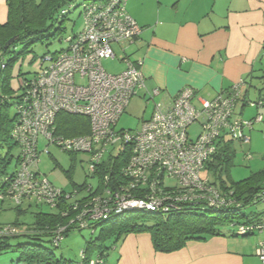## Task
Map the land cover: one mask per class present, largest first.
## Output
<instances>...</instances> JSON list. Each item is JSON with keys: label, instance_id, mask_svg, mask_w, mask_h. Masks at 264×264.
<instances>
[{"label": "built area", "instance_id": "1", "mask_svg": "<svg viewBox=\"0 0 264 264\" xmlns=\"http://www.w3.org/2000/svg\"><path fill=\"white\" fill-rule=\"evenodd\" d=\"M124 3L120 0H97L87 4L83 31L73 39L68 50L55 59H48L49 66L34 83L30 107L22 105L20 108V121L13 131L20 144L19 166L9 184L0 188L1 199H8L15 206L30 201L51 209L57 208L63 196L69 199V195L39 174L40 139L57 144L67 153L91 154V173L100 169L107 147L122 140V148L130 150L125 176L150 185L149 194L144 199L129 195L121 198L115 194L106 202L113 203L110 209L91 210L92 220L106 218L113 210L116 213L130 210L168 213L175 207L165 205L169 197L157 195L155 180L151 181L160 174L177 181L184 190L185 199H206L212 206H229L218 191L208 187L209 178L202 173L217 154L222 141L230 139L241 147L251 145L247 131L253 129L254 123L236 117L243 85L235 84L227 93L211 101L197 99L193 89L185 88L170 109L155 103L151 118L142 123L140 130L117 133V124L137 90L145 88L143 60L126 54L142 29L126 12L127 0ZM115 46L124 52L123 61L127 67L119 75L109 74L102 66L103 60L116 59ZM78 76L86 78L87 85L78 84ZM159 94V90H154L151 96ZM60 113L87 118L89 133L69 139L57 136L56 118ZM261 122L263 116L257 117L255 123ZM194 125L199 128L197 136L190 132ZM0 229V234L17 232L11 225ZM63 231L64 228L60 227V232ZM61 240L57 239L55 243ZM257 253L264 263V243Z\"/></svg>", "mask_w": 264, "mask_h": 264}, {"label": "trees", "instance_id": "2", "mask_svg": "<svg viewBox=\"0 0 264 264\" xmlns=\"http://www.w3.org/2000/svg\"><path fill=\"white\" fill-rule=\"evenodd\" d=\"M73 1L42 0L37 3L36 0H6L8 17L6 22L0 23V188L9 184L10 180L15 177L19 166L20 144L17 138H14L13 131L20 121L21 106L30 107L29 102L33 94L34 83L38 81L42 71L49 66L48 59H55L60 53L68 50L73 39L83 30L67 40L66 50L45 55L41 61L40 70L30 79L22 80L18 95L10 85L11 69L20 57L29 52L32 46L39 42L43 43L50 37L55 38L63 31L62 27L56 29L55 32L53 29L56 23L62 25L66 20L70 14L66 7H71ZM93 1L97 0H85L83 17L87 4ZM120 2L124 3L125 0H120ZM125 10L127 12L126 7ZM12 38L16 40L6 47ZM261 79L264 80V75ZM246 96L242 95L240 101L258 110L264 109L262 94L257 100L248 102ZM12 110H15V114ZM259 116L263 114L258 112L253 119L247 120L254 123L250 132L258 124L255 120ZM236 117L243 119L241 115H236ZM259 124L263 125L262 132L264 133V116L263 122ZM89 130V120L83 116L66 113L57 115L55 127L57 136L66 139L75 138L87 135ZM234 146L233 140L222 141L217 154L206 167V171L219 176L218 182L208 180V187L218 191L219 196L229 202V206H212L206 199H185L184 190L177 181L165 174H160L151 181L155 180L154 191L157 195L162 198L169 197L167 202H164L165 205L172 204L175 207L168 213L161 210L157 212L130 210L116 213L113 210L106 218L98 221L92 220L93 211L91 210L99 208L98 211H103L107 207L110 209L113 203L106 202H109L115 194L121 198L129 195L143 199L146 198V194H149L150 185L140 184L125 176L124 168L129 161L130 150L127 147L122 148L121 145L118 154L110 153L100 165V169L93 173L90 172L91 178L98 179L96 187L83 184L76 185L71 192L62 190L69 195V199L63 196L57 208H53L55 212L34 214V222L28 226H22L18 222L0 224V228L11 225V227H16L17 231L15 234H0V254L12 248L9 244L10 240L27 238L30 242L17 246L20 259L13 264H75L65 258L57 259L53 251L45 248L44 245L50 244L53 248H59L71 232L84 230H89L92 234L99 232V235L97 239L88 242L87 247L81 253V264H106L111 253L116 251L121 241L130 234L149 235L156 252L164 254L180 251L190 244L205 242L213 237L261 236L264 234V212L247 214L244 210L264 202V169L238 182H234L228 176L230 184L221 179L223 173H229L230 167L234 165L236 157ZM16 152H18L17 155ZM14 162H16V168L12 171L10 169ZM167 180H173L176 184L169 186ZM6 200L1 199L2 202ZM25 203H29L28 209L32 207L30 201L19 206L12 203L20 216L24 213L22 206ZM34 204L38 207L43 205ZM60 227L64 228L63 232H60ZM60 238L62 240L56 244L55 241ZM262 243L264 241L258 244L256 249L257 256ZM258 258L260 259L259 256Z\"/></svg>", "mask_w": 264, "mask_h": 264}, {"label": "crops", "instance_id": "3", "mask_svg": "<svg viewBox=\"0 0 264 264\" xmlns=\"http://www.w3.org/2000/svg\"><path fill=\"white\" fill-rule=\"evenodd\" d=\"M126 9L142 29L129 46L133 59L143 60L145 88L138 95L153 101V111L155 103L170 109L185 88L211 101L242 84L243 97L254 100V80L264 74V0H128ZM7 17L0 0V23ZM154 90L160 94L152 97ZM247 106L239 101L237 115ZM263 241L264 234L213 237L164 254L149 235L130 234L106 264H263L256 255Z\"/></svg>", "mask_w": 264, "mask_h": 264}, {"label": "rangeland", "instance_id": "4", "mask_svg": "<svg viewBox=\"0 0 264 264\" xmlns=\"http://www.w3.org/2000/svg\"><path fill=\"white\" fill-rule=\"evenodd\" d=\"M42 0H36L40 3ZM85 0H74L71 3V7H66L70 11L66 20L60 25L56 23L54 32L59 27L63 28V31L55 38L50 37L48 40H44L43 43H37L32 46L27 54L20 57L11 69L10 85L16 95L20 93V85L24 78L30 79L34 73L40 70L41 61L47 54H54L62 50H66L68 47L67 40L79 34L84 26L85 20L82 15L83 4ZM60 19V18H59ZM61 20V19H60ZM116 59L103 60V68L112 75H119L126 70V64L123 61L125 57L124 52L119 47H114ZM134 48L129 47L126 54H132ZM133 58V56H132ZM264 75V74H263ZM263 75H259L258 79L254 80L253 89L250 91V97L254 100L259 96L258 91L261 90V94L264 96V80L261 79ZM88 80L77 77V83L80 85H87ZM141 90V89H139ZM139 90H137V95ZM257 93V94H256ZM135 96L126 113L121 116L116 131L117 133L127 131H138L142 126V122L150 119L153 112V101L147 103L141 99L140 94ZM258 112L263 114L264 109L258 110L253 106H247L245 114L242 117L245 120L253 119ZM15 114V110H12ZM263 125L256 124L252 132H248L251 136V145L249 147H241L239 144H235L236 157L234 159V165L230 167L229 173H223L222 178L228 184V176L234 182L241 181L252 173H256L264 169V133L262 132ZM191 135L197 136L199 133L198 125H194L191 128ZM122 140L117 141L114 145L107 147L106 156L110 153L113 155L118 154L121 149ZM18 152H16L17 155ZM90 158L91 154L79 152L77 154H71L65 152L57 144L48 143L46 139H40L38 144V160L37 168L40 176L48 180L57 189L65 190L67 192L73 191L76 185L81 186L83 184L97 186L98 179L91 178L90 176ZM16 168V162L11 166L12 171ZM204 177H208L210 181H219V176H216L213 172L204 171ZM169 186H174L176 183L173 180L166 181ZM29 203H25L22 206L24 212L21 216L18 215L16 207L7 199L2 202L0 199V224H14L18 222L22 226H28L34 222V214L38 212H55L47 205L36 206L31 203V208L28 209ZM28 209V210H27ZM247 214L253 212H264V202L249 207L244 210ZM99 232L92 234L89 230L74 231L69 234L63 241L59 248H53L50 244H45V248L53 251L57 259L65 258L75 262V264H81V253L87 247L88 242L97 239ZM30 242L27 238L12 239L9 241L11 249L8 252L0 254V264H13L17 263L20 259V253L17 249L19 244H26Z\"/></svg>", "mask_w": 264, "mask_h": 264}, {"label": "water", "instance_id": "5", "mask_svg": "<svg viewBox=\"0 0 264 264\" xmlns=\"http://www.w3.org/2000/svg\"><path fill=\"white\" fill-rule=\"evenodd\" d=\"M16 40V38H12L6 45V47L10 46L12 43H14V41ZM132 56V55H131Z\"/></svg>", "mask_w": 264, "mask_h": 264}]
</instances>
